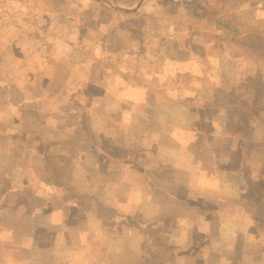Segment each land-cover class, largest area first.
<instances>
[{"label":"crops","instance_id":"obj_1","mask_svg":"<svg viewBox=\"0 0 264 264\" xmlns=\"http://www.w3.org/2000/svg\"><path fill=\"white\" fill-rule=\"evenodd\" d=\"M6 16L0 264H264L263 46L202 18L171 42L146 18Z\"/></svg>","mask_w":264,"mask_h":264},{"label":"rangeland","instance_id":"obj_2","mask_svg":"<svg viewBox=\"0 0 264 264\" xmlns=\"http://www.w3.org/2000/svg\"><path fill=\"white\" fill-rule=\"evenodd\" d=\"M11 0L7 2L0 0V9H3V4H10ZM12 7L8 6L6 13L0 10V22L3 26L4 15L6 18L13 20L14 25L17 28H21L24 22L30 25V19L35 18L37 22L45 23L46 18L54 17L55 21H60L58 28L65 27L66 24H62L61 21L67 20L66 18H77L78 21H84V18H146L145 22L141 23H129V25L140 26L143 28H155L158 32L165 34L168 41L174 38H179L178 32L186 23L185 18H202L199 21L191 22L192 31L210 30L212 28H218L225 34L234 35L235 33L245 34L244 39L248 43L251 50L256 54L255 58H260L258 45L263 46L264 39L261 37V31L255 26V11L254 9L248 10V4H244V0H232L228 2L231 6H225L223 0H13ZM40 1V2H39ZM103 2V3H102ZM146 3V5H144ZM86 4H90L89 6ZM111 4H113L111 6ZM144 5V6H143ZM105 6V7H104ZM114 6V7H113ZM88 7V9H87ZM117 9L122 11V15H118ZM134 15L130 14L133 13ZM151 18V19H150ZM74 20V19H73ZM94 20V19H93ZM191 20V19H189ZM35 21V20H34ZM95 21V20H94ZM141 21V20H140ZM182 22V23H181ZM252 22V23H251ZM35 23V22H34ZM34 23L32 25H34ZM0 24V25H1ZM28 25V26H29ZM27 26V25H26ZM256 27V28H255ZM4 29V26H3ZM13 35L18 36L17 30H13ZM240 34V35H241ZM228 35V36H229ZM17 41L21 39H17ZM187 37L181 40L186 41ZM160 41L162 38L159 39ZM175 40V39H174ZM248 40V41H247ZM183 41H179V45L182 46ZM210 38L207 42H210ZM240 42L239 40H236ZM241 43V42H240ZM186 47V46H183ZM170 48L167 49V51ZM170 55V54H169ZM167 55V56H169ZM186 56V55H184ZM187 55L186 57H188ZM185 57V58H186ZM218 80L222 79L217 77ZM223 81V80H222ZM225 82V80H224ZM209 106L204 107V113L208 112ZM212 112V107L210 108ZM177 116L179 115L176 112ZM30 161L37 159L36 155L29 154ZM237 159V158H236ZM239 159V158H238ZM237 159V160H238ZM79 176L82 172H74ZM86 173H83L84 176ZM112 175V174H110ZM75 185V184H74ZM84 186V185H82ZM109 196L112 195V191L116 188L115 184H109ZM129 185L126 184V188ZM112 188V189H111ZM125 189V187H124ZM111 203V202H110ZM112 205V203L110 204ZM162 214V211L160 212ZM214 215H210L208 218L214 219ZM202 223H205L202 222ZM116 228V227H115ZM130 231V230H129ZM113 234L118 233L117 230L112 231ZM147 264H150L147 262Z\"/></svg>","mask_w":264,"mask_h":264}]
</instances>
